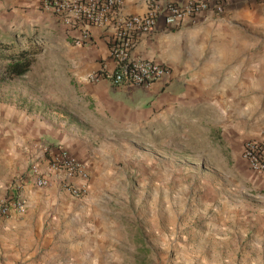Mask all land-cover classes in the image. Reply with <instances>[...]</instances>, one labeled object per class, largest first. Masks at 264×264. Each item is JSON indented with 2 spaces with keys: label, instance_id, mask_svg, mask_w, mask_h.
Masks as SVG:
<instances>
[{
  "label": "crops",
  "instance_id": "obj_1",
  "mask_svg": "<svg viewBox=\"0 0 264 264\" xmlns=\"http://www.w3.org/2000/svg\"><path fill=\"white\" fill-rule=\"evenodd\" d=\"M165 1L180 4L185 0H156L161 5ZM205 1L209 2V9L185 18L177 27H168L164 17H160L152 32L139 40L133 55L152 58L168 70L162 81L146 87L113 86L104 78L90 81V74L110 64L104 37L94 31L89 42L79 41L76 31H68L42 9L41 0H0V39H15L13 37H19L22 30L26 32L22 35L29 36L28 28L30 35H39V29L50 24L51 29L57 30V40L52 33L36 36V40L42 45L62 43L65 47L61 54L71 61V71L79 86H76L78 90L69 86L67 93L87 104L85 107L90 106L91 117L95 118L96 124L92 131L88 130L89 135L97 133L96 127L101 133H112L113 127H119L137 135L141 130L160 137L179 136L182 131V136L190 138L186 127L195 121L190 115L192 110L216 112L220 108L228 112L229 100L234 95L250 91L254 94L260 88L264 92V87L256 82L255 66L249 65L251 57H246L250 44L239 31L256 26V21L264 15V0ZM215 4H220L222 11H216ZM145 10V0H125V11L141 14ZM34 26L38 28L33 29ZM58 37L63 39L58 40ZM18 95L19 98L0 97V201L15 192L24 202L25 211L0 216V264H67L62 262L65 258H72L70 264H98L102 255L107 254L104 227L98 225L92 213L87 218L82 217L84 223L91 225L81 228L80 233L65 235L58 230L54 224L62 216L65 221L71 219V214H65L64 205L78 198L69 195L60 174L47 173L49 161L61 148L85 163L91 177L95 168L91 161L95 159L91 155L94 151L85 150L81 133L78 136L71 133L77 126L29 113L38 109L34 105L44 103L35 101L26 89ZM49 96L48 100H56V96ZM57 100L59 104L61 100ZM217 126L221 127L222 139L228 144L235 143L241 152L249 140L264 141V127L248 137L250 132L246 134V128L240 123ZM212 127L208 125L205 134H209ZM46 146L50 148L44 152ZM101 151L107 154V149ZM241 162L242 169L259 180L257 191H264V178L254 173L244 160ZM34 164L39 166L36 174L31 170ZM94 166L100 168L101 165ZM38 177L47 179L49 185L37 186ZM92 181L89 178L85 182L87 193L95 186ZM73 184L77 186L80 182L74 180ZM67 211L72 213L71 208ZM229 211L226 218L230 221L240 218ZM225 231L215 238L224 244V250H212V259L204 260L205 264H264V241L255 242L252 248L243 238L234 246L232 229L226 227Z\"/></svg>",
  "mask_w": 264,
  "mask_h": 264
},
{
  "label": "rangeland",
  "instance_id": "obj_2",
  "mask_svg": "<svg viewBox=\"0 0 264 264\" xmlns=\"http://www.w3.org/2000/svg\"><path fill=\"white\" fill-rule=\"evenodd\" d=\"M51 27H41L36 36L52 33L57 40V30ZM239 31L250 44L246 57H251L249 65L255 66L256 82L264 87V15L256 26ZM27 32L30 36L29 28ZM25 33L22 30L19 37ZM43 47L31 73L0 84V97L19 98L26 89L35 101L44 103L34 105L38 109L29 113L74 124L77 128L71 133H81L85 150L94 151L90 179L95 186L64 205L71 219L65 221L64 213H59L62 219L54 224L58 230L65 235L80 233L89 224L82 217L95 214L98 225L104 227L107 253L98 264H205L204 260L212 259V250H224V244L215 238L226 232V227L232 229L234 246L243 238L249 247L264 241V191H257L259 180L242 169L241 150L235 143L225 142L221 127H215L240 123L246 134L250 132L248 137L264 127L263 88L254 94L231 96L228 112L220 108L216 112L192 110L195 121L186 127L190 138L182 136V131L179 136L160 137L141 130L137 135L119 127H113L112 133H101L96 127L97 133L89 135L95 118L90 106L67 93L69 86L75 90L79 86L71 61L61 54L65 47L62 43ZM49 95L56 100H48ZM208 125L213 130L205 134ZM227 211L240 218L230 221ZM72 261L65 258L62 262Z\"/></svg>",
  "mask_w": 264,
  "mask_h": 264
},
{
  "label": "built area",
  "instance_id": "obj_3",
  "mask_svg": "<svg viewBox=\"0 0 264 264\" xmlns=\"http://www.w3.org/2000/svg\"><path fill=\"white\" fill-rule=\"evenodd\" d=\"M145 2L146 10L141 14L125 11V0H41V7L65 29L76 31L79 41L89 42L94 31L104 37L110 64L90 74V81L104 78L113 86L139 88L162 81L168 74L167 67L154 59L133 55L139 40L152 32L162 16L168 27H177L185 18L209 9L210 5L205 0H185L180 4L165 1L163 5L156 0ZM215 8L222 11L220 4H215ZM49 148L46 146L44 152ZM242 157L254 173L264 178V141H247ZM31 170L36 174L38 164H34ZM47 173L60 174L71 197L80 198L87 193L85 182L90 178V170L69 152L59 148L58 155L47 165ZM74 180H79L80 184L74 185ZM36 185L47 187L49 182L38 177ZM11 211L17 214L25 211L24 202L15 192L8 193L0 201V216H7Z\"/></svg>",
  "mask_w": 264,
  "mask_h": 264
},
{
  "label": "trees",
  "instance_id": "obj_4",
  "mask_svg": "<svg viewBox=\"0 0 264 264\" xmlns=\"http://www.w3.org/2000/svg\"><path fill=\"white\" fill-rule=\"evenodd\" d=\"M36 35L0 39V84L25 76L44 50Z\"/></svg>",
  "mask_w": 264,
  "mask_h": 264
}]
</instances>
